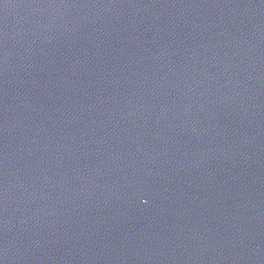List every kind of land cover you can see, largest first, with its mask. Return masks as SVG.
Wrapping results in <instances>:
<instances>
[{"label":"water","instance_id":"obj_1","mask_svg":"<svg viewBox=\"0 0 264 264\" xmlns=\"http://www.w3.org/2000/svg\"><path fill=\"white\" fill-rule=\"evenodd\" d=\"M0 264H264V0H0Z\"/></svg>","mask_w":264,"mask_h":264}]
</instances>
